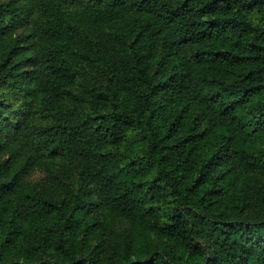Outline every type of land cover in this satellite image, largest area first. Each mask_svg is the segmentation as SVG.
<instances>
[{
	"label": "trees",
	"instance_id": "16d2710c",
	"mask_svg": "<svg viewBox=\"0 0 264 264\" xmlns=\"http://www.w3.org/2000/svg\"><path fill=\"white\" fill-rule=\"evenodd\" d=\"M0 264H264V0L0 2Z\"/></svg>",
	"mask_w": 264,
	"mask_h": 264
},
{
	"label": "rangeland",
	"instance_id": "374dc122",
	"mask_svg": "<svg viewBox=\"0 0 264 264\" xmlns=\"http://www.w3.org/2000/svg\"><path fill=\"white\" fill-rule=\"evenodd\" d=\"M0 2H9L11 4H24L28 3V5H33V0H0ZM34 16L32 14L29 15L28 19L25 23L19 25L12 34L13 38H16L22 45L32 43L30 40L31 35V25L33 24ZM9 20V18H7ZM94 38L100 39L102 42H105L104 37L105 33L101 34H93ZM62 169L60 163L52 164H41L32 166L26 172L23 173V178L28 180L29 182L37 185L39 188L46 189V187H51L52 185H47V181L52 179L53 183L60 184V179H62ZM54 186V185H53ZM63 189V188H62ZM61 188H57L58 191H62ZM62 195V194H61ZM117 226L119 228H123V223L118 222Z\"/></svg>",
	"mask_w": 264,
	"mask_h": 264
}]
</instances>
